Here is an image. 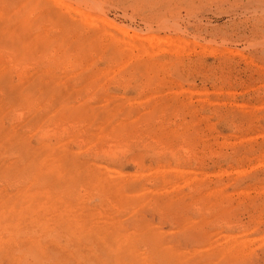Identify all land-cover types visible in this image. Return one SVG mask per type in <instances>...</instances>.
<instances>
[{"label": "rangeland", "instance_id": "obj_1", "mask_svg": "<svg viewBox=\"0 0 264 264\" xmlns=\"http://www.w3.org/2000/svg\"><path fill=\"white\" fill-rule=\"evenodd\" d=\"M0 21V264H264V0H0Z\"/></svg>", "mask_w": 264, "mask_h": 264}, {"label": "bare ground", "instance_id": "obj_2", "mask_svg": "<svg viewBox=\"0 0 264 264\" xmlns=\"http://www.w3.org/2000/svg\"><path fill=\"white\" fill-rule=\"evenodd\" d=\"M48 3H49V2H48ZM45 4H46V3H45ZM48 5H49V4H48ZM48 5H46V6H48ZM50 5H51V4H50ZM46 6H44V7L47 8V10H50V9H48V7H50V6H48V7H46ZM51 6H52V5H51ZM68 8H69V7H68ZM62 9H63V8H62ZM51 10H52V9H51ZM96 10H97V9H96ZM55 11H58L57 8L55 9ZM55 11H54V12H55ZM67 11H68V10H67ZM67 11H66V12H67ZM99 11H100V10H99ZM57 13H58V12H57ZM63 13H65V12L63 11ZM63 13H62V15L65 17L66 15H64ZM58 14H59V13H58ZM103 14H104V13H103ZM66 17H67V16H66ZM66 17H65V18H66ZM59 18H60V17H59ZM180 20H181V19H180ZM68 21H70V19H69ZM72 21H73V20H72ZM85 21H86V20H85ZM85 21H84V24H86ZM0 22H1V21H0ZM60 22H61V19H60ZM63 22H64V21H63ZM86 22H87V21H86ZM104 22H105V21H104ZM1 23H2V22H1ZM58 23H59V22H58ZM58 23H56V24H58ZM174 23H175V22H174ZM72 24H73V26H72ZM74 24H75L74 21L71 22V23H67V22H66V24L64 23V26H62V27H63V28H64V27H67V28H68V27H71V29H72L74 32H75L76 30H79L80 32L82 31V33L79 32V36H80V34H81V35L84 34L83 37H86V36L88 37V36H90V33H88V32H89V29H87V31H86V29H85V31H84V29H83L84 26H83V27H80L79 25H77V24L74 25ZM59 25H61V23H60ZM178 25H179V24H178ZM1 26H2V27H0V28H2V30H3L2 33H3V32L5 31V29L3 28L4 25L2 24ZM85 26H86V25H85ZM171 26H172V25H171ZM6 27H7V26H6ZM59 27H60V26H59ZM84 28H85V27H84ZM176 28H177V27H176ZM82 29H83V30H82ZM171 29H172V28H171ZM0 30H1V29H0ZM176 30H177V29H176ZM2 33H1V34H2ZM5 33H6V32H5ZM1 34H0V37L2 36ZM75 34H77V33L75 32ZM3 35H4V33H3ZM6 35H7V34H6ZM9 35H11V34H9ZM15 35H16V34H15ZM15 35H14V39L17 38V37H15ZM4 37H5V35H4ZM81 37H82V36H81ZM83 37H82V38H83ZM12 38H13V37H12ZM1 39H2L1 41L6 40V39H7V36H6V39H4V38H1ZM8 39H10V38H8ZM7 42H8V41H7ZM84 42H85V41H84ZM0 44H5V43H1V42H0ZM6 45H7V44H6ZM8 45H9V44H8ZM11 47H12V46H11ZM0 48H1V47H0ZM7 48H8V47H7ZM5 49H6V48H4V50H5ZM9 49H11V48H9ZM0 50H1V49H0ZM7 50H8V49H7ZM7 50H5V51H7ZM8 51H9V52H10V51H13V49L8 50ZM8 51H7L5 54L9 57V55H10L11 52H10L9 55H8V54H7ZM0 53H1V51H0ZM2 53H4V51H3ZM1 55H2V54H1ZM1 59L3 60V57H2ZM1 63H2V62H1ZM44 72H45V71H44ZM45 73H46V72H45ZM46 74H47V73H46ZM27 77H29V76H27ZM45 77H46V76H45ZM1 81H2V80H1ZM47 81H48V80H47ZM14 86H15V85H14ZM55 97H57V96H55ZM34 98H35V97H34ZM37 99H38V98H37ZM53 99H54V98H53ZM74 100H75V98H74ZM65 106H66V105H65ZM17 107H18V106H17ZM65 109H66V108H65ZM92 112H94V111H92ZM20 114H21V111H20ZM33 121H34V120H33ZM85 122H86V121H85ZM124 124H125V123H124ZM76 125H77V124H76ZM72 126H73V125H72ZM123 126H125V125H123ZM140 126H141V125H140ZM57 129H58V128H57ZM122 129H123V128H122ZM58 130H59V129H58ZM129 131H130V130H129ZM59 132H60V131H59ZM59 132H58V133H59ZM66 132H67V131H66ZM70 132H71V130H70ZM98 132H99V131H98ZM59 134H60V133H59ZM114 134H115V133H114ZM44 135H45V134H44ZM62 135H63V134H62ZM85 135H86V134H85ZM52 136H53V135H52ZM57 137H58V136H57ZM88 138H89V137H88ZM21 140H22V139H21ZM122 150H123V149H122ZM16 152H17V151H16ZM103 152H104V150H103ZM106 154H107V153H106ZM101 155H102V154H101ZM107 156H108V155H107ZM18 157H19V156H18ZM116 157H117V156H116ZM97 158H98V157H97ZM108 158H109V157H108ZM140 163H141V162H140ZM135 164H137V163H135ZM141 164H142V163H141ZM142 166H143V164H142ZM138 168L142 169V168H144V167H140V166H138ZM28 170H29V169H28ZM30 172H31V171H30ZM3 173H4V172H3ZM144 180H145V179H144ZM147 180H149V179H147ZM161 180H162V179H161ZM163 180H164V179H163ZM139 181H140V180H139ZM164 181H165V180H164ZM110 182H111V181H110ZM133 182L136 183L137 180H136V181H133ZM148 182H149V181H148ZM21 183H22V182H21ZM156 183H157V182H156ZM165 183H166V182H165ZM165 183H163L164 186H166ZM107 184H108V183H107ZM112 184H113V187H115V186H117L118 183H117V184L115 183V184H116L115 186H114V183H111V185H112ZM109 185H110V183H109ZM109 185H108V186H109ZM127 185H128V184H127ZM130 185H131V182H130ZM130 185H129V187H130ZM141 186H142V185H141ZM111 187H112V186H111ZM113 187H112V188H113ZM120 187H122V185H120ZM139 187H140V186H139ZM118 188H119V187H118ZM158 188H159V187H158ZM114 189H115V188H114ZM122 189H123V188H122ZM124 189L126 190L127 188H124ZM124 189H123V190H124ZM129 189H130V188H129ZM129 189H128V190H129ZM142 189H143V188H142ZM153 189H154V188H153ZM111 190H112V189H111ZM116 190H117V189H116ZM118 190H120V193H118V196L121 197V196L123 195V194H121V191H122V190H121V189H118ZM130 190H132V189H130ZM134 190L137 191L138 189H137V190L134 189ZM139 190H141V189H139ZM154 190H155V189H154ZM157 190H158V189H157ZM165 190H166V189H165ZM165 190H164V191H165ZM112 191H113V190H112ZM141 191H142V190H141ZM143 191H144V190H143ZM117 192H119V191H116V194H117ZM145 192H146V191H145ZM149 192H151V191L149 190ZM153 192H156V191H153ZM165 192H166V191H165ZM165 192H164V194H165ZM109 193H110V192H109ZM139 193H140V192H139ZM156 193H157V192H156ZM159 193L161 194V192H159ZM113 194H114V193H113ZM120 194H121V195H120ZM143 194H145V193L143 192ZM166 194H167V193H166ZM108 195H109V194H108ZM114 195H115V194H114ZM135 195H136V194H135ZM141 195H142V193H141ZM123 196H125V195H123ZM120 197H119V198H120ZM164 197H165V196H164ZM155 199H156V198H155ZM155 199H154V200H155ZM160 199H162V198L160 197ZM160 199H159V200H160ZM156 200H157V199H156ZM111 201H112V200H111ZM165 202H167V201H165ZM169 202H171V201H169ZM155 203H156V202H155ZM171 203L173 204V202H171ZM162 204H163V203H162ZM157 205H158V204H157ZM164 205H165V204H164ZM169 205H170V204H169ZM112 206H113V205H112ZM162 207L165 209L164 206H162ZM161 209H162V208H161ZM166 209H167V208H166ZM102 210H103V209H102ZM151 211H154V210L152 209ZM157 212H158V211H157ZM161 212H162V211H161ZM207 212H208V211H207ZM155 214H156V213H155ZM158 215H159V214H158ZM161 216H162V215H161ZM163 217H164V216H163ZM187 221H188V220H187ZM187 223H188V222H187ZM41 233H42V232H41ZM106 238H107V237H106ZM106 238H105V239H106ZM103 239H104V238H102V240H103ZM126 239H127V238H126ZM54 240H55V239H54ZM107 240H109V239H107ZM92 241H93V240H92ZM104 241H105V240H104ZM104 241H103V242L101 241V243H104ZM109 241H110V240H109ZM88 242H89V241H88ZM93 242H94V241H93ZM93 242H92V243H93ZM105 242H106V241H105ZM107 242H108V241H107ZM95 243H96V242H95ZM95 243H94V244H95ZM112 243H113V242H112ZM89 244H90V243H89ZM104 244H106V243H104ZM107 244H108V243H107ZM33 245H34V244H33ZM90 245H91V244H90ZM102 245H103V244H102ZM138 245H139V244H138ZM97 246H99V245H97ZM97 246H96V247H97ZM107 246H108V245H107ZM107 246H105V248H108ZM111 246H112V245H111ZM33 247H34V246H33ZM36 247H37V246H36ZM112 247H113V246H112ZM120 247H121V246H120ZM98 248H99V247H98ZM109 248H110V247H109ZM109 248L107 249V251H106L107 253H106V254H108V250H110ZM33 249L36 250L35 247H34ZM112 249H113V250H112ZM116 249H117V251L119 250L118 247H117V248H115V249H114V248H111V251H115ZM97 250H98V249H97ZM105 250H106V249H105ZM127 250H128V249H127ZM144 250H145V249H144ZM150 250H151V249H150ZM32 252H33V251H31V253H32ZM103 252H105V251H103ZM109 252H110V251H109ZM33 253H34V252H33ZM37 253H38V252H37ZM116 253H117V256H118V253L121 254V256H122V254H123L122 252H115V255H116ZM128 253H129V252H128ZM34 254H35V256H36V253H34ZM109 254H112V253H109ZM125 254H126V253H125ZM38 255H39V254H38ZM38 255H37V256H38ZM113 255H114V253H113ZM127 255H128V254H127ZM129 255H130V253H129ZM32 256H33V255H32ZM39 256H40V255H39ZM107 256L110 257L109 255H107ZM123 256H124V254H123ZM123 256H122V257H123ZM130 256L132 257V255H130ZM108 257H107V258H108ZM111 257H113V256H111ZM111 257H110V258H111ZM118 257L121 259L120 256H118ZM114 258H115V256H114ZM114 258H113V259H114ZM116 258H117V257H116ZM116 258H115V259H116ZM134 258H135V257H134ZM136 258H140V257L136 256ZM37 259H38V258H37ZM103 259H104V258H103ZM115 259H114V260H115ZM125 259H126L125 261L129 262V261L127 260V258H125ZM140 259H142V258H140ZM38 260H39V259H38ZM104 260H105V259H104ZM104 260H103V261H104ZM17 261H18V263H20L19 260H15V262H17ZM119 261H120V260H119ZM130 261H131V260H130ZM132 261H133V260H132ZM15 262H14V264H15ZM97 262L99 263L100 261H97ZM123 262H124V259H123L122 262L120 261V263H123ZM98 263H97V264H98ZM103 263H104V262H103ZM116 263H118L117 259H116ZM129 263H130V262H129ZM140 263H141V262H140ZM142 263H143V262H142ZM142 263H141V264H142ZM80 264H81V263H80ZM101 264H102V261H101ZM104 264H105V263H104ZM124 264H125V263H124ZM137 264H139V262H138Z\"/></svg>", "mask_w": 264, "mask_h": 264}]
</instances>
